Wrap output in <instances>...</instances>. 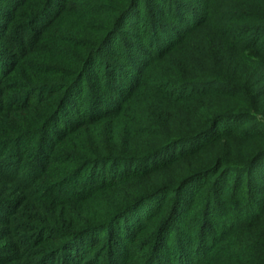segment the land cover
I'll return each mask as SVG.
<instances>
[{"label": "trees", "instance_id": "obj_1", "mask_svg": "<svg viewBox=\"0 0 264 264\" xmlns=\"http://www.w3.org/2000/svg\"><path fill=\"white\" fill-rule=\"evenodd\" d=\"M0 264H264V0H0Z\"/></svg>", "mask_w": 264, "mask_h": 264}]
</instances>
